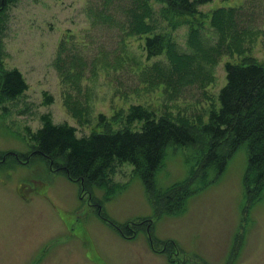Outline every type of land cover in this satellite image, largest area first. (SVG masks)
<instances>
[{"label": "rangeland", "instance_id": "374dc122", "mask_svg": "<svg viewBox=\"0 0 264 264\" xmlns=\"http://www.w3.org/2000/svg\"><path fill=\"white\" fill-rule=\"evenodd\" d=\"M138 5L9 0L0 8V74L18 69L29 85L15 101L0 97V264H264V190L245 183V144L218 179L207 170L206 180L194 160L198 147L170 148L149 189L128 163L116 162L103 187L89 188L33 156L28 133L42 127L45 114L76 127L80 137L123 129L129 108L139 104L159 116L208 123L210 111L220 108L225 64L264 63V0H211L199 7L204 17L177 29L155 0L146 22L189 58L185 73L173 69L169 53L148 57V34L132 26ZM223 9H235L242 56L235 53L239 38L230 33L220 46L226 35L210 18ZM196 21L194 48L189 36ZM199 48L218 49L211 55L217 62L208 63ZM45 93L52 105L44 104ZM180 192L189 194L184 211L170 213L168 201ZM168 243L172 254L163 252Z\"/></svg>", "mask_w": 264, "mask_h": 264}, {"label": "trees", "instance_id": "16d2710c", "mask_svg": "<svg viewBox=\"0 0 264 264\" xmlns=\"http://www.w3.org/2000/svg\"><path fill=\"white\" fill-rule=\"evenodd\" d=\"M154 1L138 0L140 6L133 13V30L136 34H148L145 49L149 58L169 53L173 69L178 73H185L190 66L189 58L179 55L171 39L156 33L155 26L146 22V19H153ZM157 1L163 6L161 17L173 29H177L195 18L204 17L199 12V7L211 0ZM8 2L9 0H0V8L6 7ZM234 11L235 9L215 11L210 19L213 26L223 36L226 35L220 46L224 45L230 33L239 38L235 53L242 56L245 53L243 37L242 34L237 36L238 33L233 29L236 24L233 20ZM199 28L201 24L197 21L191 27L189 42L194 48L198 46ZM200 49L196 51L208 63L217 62L211 55L217 53L218 49ZM207 51H210L209 55ZM194 56L196 59L197 54ZM224 68L226 85L219 94L220 108L210 111L208 123H204L202 119L193 123L188 118L159 116L155 111L139 104L129 108L123 129L108 133L93 132L80 137L76 127L66 123L55 124L53 117L45 114L41 117L42 127L36 132L28 133L34 146L33 156L48 159L70 180L89 188L103 187L107 171L116 162L128 163L149 189L153 186L170 148L198 147L199 152L194 160L202 168L201 177L206 180L207 170H214V178L218 179L224 173L228 159L245 144L249 154L245 183L247 186H254L256 193H259L264 190V63L246 58L240 63L229 62ZM28 90L29 85L18 69L0 74V97L3 100L15 101ZM44 97L45 105L54 103L52 96L45 93ZM225 151L227 155H223ZM179 194L176 199L168 201L170 213L180 214L184 211L189 194ZM95 205L99 213H103L102 202L96 201ZM124 227L123 230H127ZM123 230L121 234L124 236ZM156 242L154 240V244ZM157 245L156 243L155 250ZM164 247V253L172 254L169 243Z\"/></svg>", "mask_w": 264, "mask_h": 264}]
</instances>
